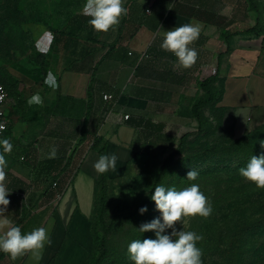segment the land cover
Listing matches in <instances>:
<instances>
[{
  "label": "crops",
  "instance_id": "1",
  "mask_svg": "<svg viewBox=\"0 0 264 264\" xmlns=\"http://www.w3.org/2000/svg\"><path fill=\"white\" fill-rule=\"evenodd\" d=\"M124 7L128 12L118 25L107 32L92 28L93 40L114 45L95 74V120L89 124H98L95 133L88 130L81 140L78 126L86 113L92 70H62L72 55L65 53L61 44L50 56L49 69L42 76L44 83L23 82L10 89L3 106L7 130L0 140L13 144L12 151L4 153L6 183L12 191L0 220H11L22 232L46 227L52 243L42 250L38 262L31 252L15 260L0 252V264H83L93 240L90 214L82 209L79 190L86 184L90 187L99 174L93 167L95 158L90 161L88 155L95 153L98 160L105 145V155L117 156V170L107 171L108 178L121 176L137 156L130 146L136 130L125 124L124 115L145 114L153 122H161L154 120L157 110L186 108L187 99L198 90V81L215 72L218 60L219 79L214 86L220 93L214 104L202 108L203 114L224 124L233 123L237 135L264 123V0H124ZM77 13L86 15L84 11ZM187 23L199 24L201 34L190 45L198 52L197 61L186 69L160 44L167 30ZM46 33L44 52L53 40V32ZM55 76L64 98L53 111L55 99L42 95L55 94ZM36 92L43 104L29 106L27 99ZM103 94L111 98L104 99ZM102 104L110 105L105 113L96 110L102 109ZM53 148L56 157L49 158ZM57 174L52 182V175ZM52 204L54 209H50ZM8 227L0 224V235Z\"/></svg>",
  "mask_w": 264,
  "mask_h": 264
},
{
  "label": "rangeland",
  "instance_id": "2",
  "mask_svg": "<svg viewBox=\"0 0 264 264\" xmlns=\"http://www.w3.org/2000/svg\"><path fill=\"white\" fill-rule=\"evenodd\" d=\"M86 2L0 0V83L9 92L23 82L44 83L41 63L42 52L48 44L46 32H52L73 14L84 11ZM42 96L48 100L55 99L54 93ZM154 120L164 123V132L175 141L173 147L182 134H187L181 153L175 156L182 159L166 167L159 185L180 190L197 183L212 203L213 212L209 217L189 216L184 218L183 226L179 222L176 224L178 229L184 227L186 231H195L203 236L198 242L203 252V264H264V188L256 187L254 182L239 173L252 155L264 153V147H261L264 125L256 128L249 139L231 148L229 145L233 139L244 134L237 135L233 123L224 124L216 119L205 132L199 133L186 108L157 110ZM212 145L218 148L204 151ZM150 153L137 155L125 173L108 180L105 222L109 221L119 200H129L132 203L129 211H132L148 195L153 178L169 150L164 151L160 142L158 146H151ZM89 155L90 161L93 158L97 161L95 153ZM191 169L199 173L195 181L187 179ZM94 180L90 187L86 184L79 190L82 209L90 215ZM54 208L52 204L50 209ZM147 208L143 215L138 209L130 218L116 220L107 236V255L99 264H134L129 259L128 244L136 239L155 238L153 231L141 233L138 229L142 223L160 215L154 201L151 200ZM84 242L87 254L86 239Z\"/></svg>",
  "mask_w": 264,
  "mask_h": 264
},
{
  "label": "clouds",
  "instance_id": "3",
  "mask_svg": "<svg viewBox=\"0 0 264 264\" xmlns=\"http://www.w3.org/2000/svg\"><path fill=\"white\" fill-rule=\"evenodd\" d=\"M128 9L124 7V0H87L84 13L91 17L89 24L96 31L107 32L110 28L120 23V18L127 15ZM201 26L199 24H182L167 30L163 36L160 47L169 51L177 58L180 67H192L198 58V52L190 45L199 38ZM47 83V81H45ZM27 104L42 105L43 98L39 92L27 99ZM0 215L6 213L10 201V190L6 183L7 161L4 153H10L13 144L7 140H0ZM264 147V141H261ZM56 149L49 152V158L56 157ZM117 156L101 155L93 167L98 173L117 170ZM239 173L247 180L254 182L256 187L264 188V153L259 156L252 155L246 167H241ZM199 173L191 169L187 179L195 181ZM150 199L155 202L156 210L160 215L150 222L139 226L141 233L153 231L155 238L132 240L127 247L129 259L134 264H203V252L198 247V242L203 236L195 231H186L184 227L177 228L179 222L182 226L184 218L199 215L209 217L213 212L211 201L200 190L197 183L178 190L176 187L158 185L151 193ZM148 211L147 205L139 208L143 215ZM0 224L7 225L8 230L0 235V252L7 253L15 260L19 256L31 252L38 262L42 250L46 245H51L50 231L46 227H37L30 232H22L18 225L9 219L0 220ZM171 231H168V230Z\"/></svg>",
  "mask_w": 264,
  "mask_h": 264
},
{
  "label": "trees",
  "instance_id": "4",
  "mask_svg": "<svg viewBox=\"0 0 264 264\" xmlns=\"http://www.w3.org/2000/svg\"><path fill=\"white\" fill-rule=\"evenodd\" d=\"M91 19L90 16L84 15L82 13H75L70 16L67 21L59 28L54 29L52 44L47 52H42L43 61L41 63V68L43 75L46 74L48 66H50L51 58L53 57V52L58 48L59 44L63 51L66 53L69 51L72 55L64 64L62 70H75V69H91L92 73L89 78V84L87 89L86 96V113L82 124L80 125V132L82 134L81 140L85 137V134L88 130H91L95 133L97 130L98 124L90 126V121L95 120L93 115V108L96 100V94L93 91V88L97 82L96 70L98 65L108 57L109 53L114 49V45L108 44L106 41L93 40L92 39V26L88 23ZM252 29L250 31H253ZM258 31V30H257ZM225 40L228 38V35L223 34ZM108 47V48H107ZM230 49V48H229ZM77 50V53L75 52ZM105 50V51H104ZM73 51V53H72ZM104 51V52H103ZM68 53V52H67ZM98 57V58H97ZM220 57V54H219ZM219 68L220 61H217L215 72L211 75H208L198 81V90L194 96H191L187 99L186 109L189 111L191 118L196 122V130L199 133L205 132L209 127L212 126L213 119L208 118L203 114L202 108L204 106H211L214 104L219 96L220 90L214 86V83L219 79ZM49 69V68H48ZM57 83L56 92H55V103L53 105V111L58 106V103L63 100V96L59 91V77L55 76ZM5 86V85H4ZM8 94L9 91L5 86ZM199 90H202L203 93L199 94ZM101 100L104 101L101 97ZM101 101V102H102ZM100 103V102H99ZM105 103V102H104ZM101 106V105H100ZM110 105L102 104L101 113H105ZM95 123V121H94ZM125 124L129 125L136 130V135L134 140L131 142L130 146L137 152V155L142 153L151 154V146H158L160 142L164 145V151L169 150V153L163 157L162 163L157 171V174L153 178V182L150 187V191L144 201L140 204H137L133 207L132 211H129L132 207V203L127 199H121L113 207V213L108 222L104 221V212L108 205V175L107 172L101 174L95 178V188L93 193V205L92 213L89 216L88 220L90 221V234L93 240L92 251L90 252L88 258L83 262V264H99L103 258L107 255L106 242L107 236L112 231L116 220L118 219H128L132 216L134 211L138 210L140 207L148 205L151 201L150 196L154 191V188L159 185L162 180L165 169L168 165L178 162L180 157L175 158L178 154L181 153V150L184 146L185 138L187 134H182L178 143L175 147V141L168 134L164 132V123L162 122H153L150 117H147L145 114L131 115L128 114V118L125 120ZM264 125L261 124L255 128L249 130L248 132L240 135L233 139L229 147H234L247 139L254 133L256 128ZM7 130V129H6ZM5 130V131H6ZM4 131V132H5ZM3 132V133H4ZM99 140H96L97 144ZM217 145H212L204 151H209L217 149ZM105 155V145L99 150V157ZM137 156H134L132 161ZM57 175H52V182H54ZM76 174H74L75 176ZM68 179L72 176V173L67 174ZM73 176V178H74ZM73 178H71L70 183H72Z\"/></svg>",
  "mask_w": 264,
  "mask_h": 264
},
{
  "label": "built area",
  "instance_id": "5",
  "mask_svg": "<svg viewBox=\"0 0 264 264\" xmlns=\"http://www.w3.org/2000/svg\"><path fill=\"white\" fill-rule=\"evenodd\" d=\"M8 97V92L3 84L0 83V137L7 129V117L4 111V103ZM104 99H110L111 95L103 94ZM124 118H128V114L124 115Z\"/></svg>",
  "mask_w": 264,
  "mask_h": 264
}]
</instances>
